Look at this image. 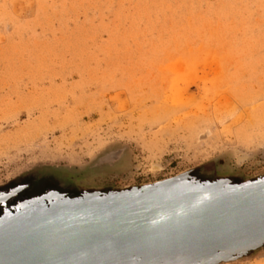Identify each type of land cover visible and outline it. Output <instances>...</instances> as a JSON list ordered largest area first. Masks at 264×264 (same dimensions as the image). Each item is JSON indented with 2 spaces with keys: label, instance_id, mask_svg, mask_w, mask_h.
Segmentation results:
<instances>
[{
  "label": "rangeland",
  "instance_id": "1",
  "mask_svg": "<svg viewBox=\"0 0 264 264\" xmlns=\"http://www.w3.org/2000/svg\"><path fill=\"white\" fill-rule=\"evenodd\" d=\"M158 187L246 195L264 232V0H0V264ZM236 227L102 262L264 264V233Z\"/></svg>",
  "mask_w": 264,
  "mask_h": 264
},
{
  "label": "water",
  "instance_id": "2",
  "mask_svg": "<svg viewBox=\"0 0 264 264\" xmlns=\"http://www.w3.org/2000/svg\"><path fill=\"white\" fill-rule=\"evenodd\" d=\"M162 189L165 188L107 199V204L97 213L53 228L44 245V257L34 263L106 264L102 261L116 255H143L147 247L153 245L149 241L156 245L190 247L204 241L206 247L213 248L224 240L239 239V235L227 238L228 233L238 234L236 226L245 228L253 242L264 233L261 230L263 218L256 210L242 219L238 216L239 208L251 203L246 195L223 202L203 195L185 201L171 197L169 191L161 193ZM257 190L263 192L262 188ZM258 191L252 192L255 195ZM151 194H154L153 199L145 198Z\"/></svg>",
  "mask_w": 264,
  "mask_h": 264
}]
</instances>
